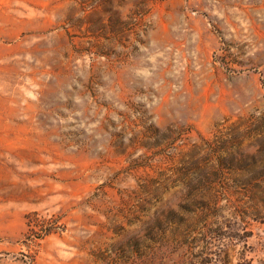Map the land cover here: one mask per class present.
<instances>
[{
    "label": "rangeland",
    "instance_id": "374dc122",
    "mask_svg": "<svg viewBox=\"0 0 264 264\" xmlns=\"http://www.w3.org/2000/svg\"><path fill=\"white\" fill-rule=\"evenodd\" d=\"M214 193L264 257V0H0V264H184L132 238Z\"/></svg>",
    "mask_w": 264,
    "mask_h": 264
},
{
    "label": "trees",
    "instance_id": "16d2710c",
    "mask_svg": "<svg viewBox=\"0 0 264 264\" xmlns=\"http://www.w3.org/2000/svg\"><path fill=\"white\" fill-rule=\"evenodd\" d=\"M237 159L238 157L231 156L227 158L225 163L221 162L222 164L220 166H216V181L221 180L226 170L235 171L244 168V166L236 162ZM197 167L198 166H195L194 168ZM260 179H262V177H259V181ZM213 182L212 180V182L203 184L202 189L203 187L209 188ZM249 183L250 182L245 183V185L251 186L252 182ZM236 186L238 187L237 184ZM201 200L202 199L193 200L198 202L195 208L185 209L183 212L175 210L172 207L162 210L146 225L144 229V240L142 242H139L137 236L132 238L133 244L131 254H137L138 257L150 258L162 248H169L173 245L174 248L187 245V248L190 250V258L184 264H264V257L255 259L254 257L248 256L249 253L256 252V249L248 244V240L253 235L251 232L241 233L238 230H234L233 233L228 234L230 237L243 243L241 256L236 262L231 258L228 246L225 248L219 247L217 249L210 248L208 239H214L217 236L218 229H207L202 236L196 238L195 242L189 240L190 237H192V233L196 230L193 222L185 224L186 221L183 217L186 211L197 213L196 210L201 209L202 213L206 216L213 214V209L219 203L220 196L214 193L210 195V197H205L204 201ZM257 219L260 223H264V218L259 216ZM222 235H225V232H220L218 237ZM201 241L203 244L198 246L197 243H201ZM148 260L149 259H147V261ZM135 263L136 261H134V264Z\"/></svg>",
    "mask_w": 264,
    "mask_h": 264
}]
</instances>
